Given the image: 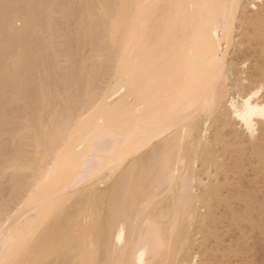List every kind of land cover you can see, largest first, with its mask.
I'll return each mask as SVG.
<instances>
[{"label": "bare ground", "instance_id": "bare-ground-1", "mask_svg": "<svg viewBox=\"0 0 264 264\" xmlns=\"http://www.w3.org/2000/svg\"><path fill=\"white\" fill-rule=\"evenodd\" d=\"M157 3L244 7L141 8ZM253 4L0 0V227L11 216L5 237L33 233L30 264H220L240 224L264 236V8ZM117 65L136 69L127 92ZM186 105L198 114L161 126ZM104 173L89 204L93 188L79 189Z\"/></svg>", "mask_w": 264, "mask_h": 264}, {"label": "snow or ice", "instance_id": "snow-or-ice-1", "mask_svg": "<svg viewBox=\"0 0 264 264\" xmlns=\"http://www.w3.org/2000/svg\"><path fill=\"white\" fill-rule=\"evenodd\" d=\"M181 7H192V8H202V9H215L223 7L227 9L228 7H231L232 9H240L243 8V5H237L235 3L231 5H218L215 3H206L201 5H170V4H150V5H141L142 9H148V10H165L170 8H181ZM253 8H264V0H260L259 5H252ZM228 29V17L225 15V32H227ZM186 55H190V53L186 50ZM103 57H101V60ZM213 63L216 65L217 68L221 66L222 60L219 54H216V56L213 58ZM261 74L262 77H264V62L261 63ZM115 78L119 81L120 88L122 91L127 92L130 87L134 86L135 82V76H136V69L132 68L129 69L126 77L124 74H122V69L119 65L115 68ZM262 92H264V89H262ZM198 114V111L196 108L185 106L183 110H178L175 106H173L167 113L161 115L160 119L164 121V123L161 125L164 128H168L170 123H174L176 120H182L185 116H194ZM261 116H264V109H260ZM248 133L255 136V129L249 125L248 126ZM170 133H165L164 136L161 137V140L167 139V136ZM89 143L91 144V148L93 153L98 151V146L103 143L102 139H98L96 134H92L89 136ZM156 145L153 144V147ZM169 155V149H165V158L167 159ZM199 166L197 162V167ZM177 168H179V165H177ZM95 163L91 159L88 160V162L85 165V173L95 171ZM178 172L173 173V175H177ZM107 173H104V175L99 176L98 180L93 179L90 184L84 185V187L80 188V192H84L85 188H93V192L91 193V197L85 196V199L89 200V204H91V198H98L100 194L104 193V188L100 187H94L98 184V181H103L105 177L107 176ZM87 178V177H85ZM191 184V190L195 189V181H189ZM108 187H111L109 184ZM29 198H31V194H29ZM15 215V214H13ZM14 220L10 216L8 218V222L2 227H0V264H30V262L27 260V253L29 250L30 245L33 242L34 235L31 231L25 230L22 226H17L14 231H9L7 236L4 235L5 229H10L13 225ZM48 264H51V260L48 261ZM79 264H87V262H79ZM142 264H145V261H142ZM197 264H201V262L198 260Z\"/></svg>", "mask_w": 264, "mask_h": 264}, {"label": "rangeland", "instance_id": "rangeland-1", "mask_svg": "<svg viewBox=\"0 0 264 264\" xmlns=\"http://www.w3.org/2000/svg\"><path fill=\"white\" fill-rule=\"evenodd\" d=\"M253 55L248 57L250 61L249 66L253 65L254 58ZM246 168H247V163ZM249 164V163H248ZM251 164L246 170V173L252 174ZM249 169V170H248ZM250 171V172H249ZM263 182L264 180H260ZM260 181H254L257 185ZM252 186V185H251ZM264 190V189H263ZM252 190H248L247 193H251ZM259 196L262 193L258 194ZM249 219L252 221L256 218L255 212L249 213ZM263 230H264V217L262 219ZM228 226L222 225V228L225 230ZM225 240L224 248L221 254H218V262L220 264H264V236H259L253 233L248 226V224H240L239 228H234V230L223 236ZM230 244L234 247L231 248ZM217 258H212L216 260Z\"/></svg>", "mask_w": 264, "mask_h": 264}]
</instances>
